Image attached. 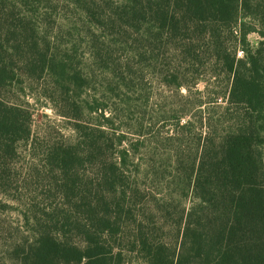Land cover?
I'll list each match as a JSON object with an SVG mask.
<instances>
[{"label":"trees","instance_id":"trees-1","mask_svg":"<svg viewBox=\"0 0 264 264\" xmlns=\"http://www.w3.org/2000/svg\"><path fill=\"white\" fill-rule=\"evenodd\" d=\"M124 14L133 21L132 31L116 33L111 45L124 51L118 43L127 32L145 49L130 50L118 65L108 47L94 52L100 76L111 80L102 95L117 99L108 109L87 96L90 78L73 66L71 55L49 54L34 30L29 44L12 43L15 30L6 31L4 40L0 36V89L15 79V57L33 54L34 60L23 63L27 73L47 76L65 97L59 115L71 121L77 141L52 147L49 156L65 196L78 181L75 167L93 159L98 165L97 203L86 204L87 222L80 230L85 246H71L46 231L30 244L24 263L121 264L123 252L114 249L117 215L129 216L131 202L149 189L161 201L190 197L192 204L177 221V253L152 232L151 221L136 222L126 240L135 262L264 264V0H128ZM19 21L28 29L25 17ZM253 31L260 41L250 48L245 37ZM161 47L171 52L176 47L183 71L179 66L170 72L171 66L162 75ZM238 49L243 58H236ZM133 69L163 81L178 98L170 112L155 119L170 118L169 135L151 132L154 122L139 112L151 96L137 89L130 78ZM221 79L223 91L217 85ZM198 84L201 91L195 89ZM93 114L94 125L87 119ZM28 120L22 108L0 98V155L10 156L15 144L29 139ZM162 141L174 145L165 147ZM108 198L115 215L107 212Z\"/></svg>","mask_w":264,"mask_h":264},{"label":"rangeland","instance_id":"rangeland-1","mask_svg":"<svg viewBox=\"0 0 264 264\" xmlns=\"http://www.w3.org/2000/svg\"><path fill=\"white\" fill-rule=\"evenodd\" d=\"M127 2L128 0H0V36L4 40L6 31L9 34V30H15L18 34H15L11 42L22 40L23 44H29L34 40L31 36V31L34 30L39 45H46L49 54L53 53L57 58L69 54L72 56L73 66L87 72L91 81L86 90L89 98L102 102L106 109L113 108L112 103H117V99L102 95L108 88L107 81L111 80L102 79L98 58L93 54L105 46L112 54L111 59L115 63H121L130 50L142 52L145 49L143 44H134L132 34L127 32L118 43L124 46V51L116 50L118 47H113L109 41L117 39L116 33L124 29L132 31L133 21L124 14ZM21 17H25L24 24L28 27L26 30L20 24ZM22 31L24 32L20 34ZM245 41L250 48H254L260 41L259 34L257 31L250 32ZM102 42L106 44L102 45ZM130 44L133 46L129 49ZM175 49L176 47L173 52L164 47L159 49L162 75L166 74L169 67L172 66L171 71L169 70L172 72L180 66L178 62L181 63V60ZM34 57L33 54L24 58L15 57V79L10 85L0 89L1 100L9 105L19 106L28 114L30 130L29 139L15 144V150L10 156L0 155V264H30V261L24 263L26 253L30 252V244L40 233L46 231L71 246H85L86 240L80 231L87 222L85 206L97 203L95 194L99 178L97 161L94 159L90 162L82 161L81 165L74 168L78 181L70 196L66 197L60 187L63 184L61 175L49 161L51 148L56 145H74L77 138L71 121L59 115L62 105H65V97L59 88L47 76H32L23 67L26 60H34ZM132 63L136 66V60ZM178 69L184 70L181 66ZM131 76L142 95L151 96L148 104L143 109L139 108L140 113L144 111L146 122H154L151 132H159L163 137L169 135L172 132L170 118L163 117L158 121L155 119L163 111L170 112L175 100H178L171 87L136 69H133ZM217 85L223 91L225 80L221 79ZM202 88V84H198L195 89L201 91ZM181 93L185 94L186 91L181 90ZM140 102L142 104L141 100ZM218 104L225 106L224 100H219ZM92 117L95 118V115L87 119L94 125ZM162 145L168 147L174 144L162 141ZM152 191L146 189L139 202H131L129 216L124 212L117 215L120 231L114 239V249L123 252L121 264H139L130 257L126 248V240L137 221H142L143 224L151 221L150 225L154 227L152 232L178 252L180 238L177 239V221L182 209L186 213L192 204L190 197L185 202H165ZM84 196L85 202L82 201ZM106 201H109L106 202L108 214L115 215L114 203L109 198Z\"/></svg>","mask_w":264,"mask_h":264},{"label":"built area","instance_id":"built-area-1","mask_svg":"<svg viewBox=\"0 0 264 264\" xmlns=\"http://www.w3.org/2000/svg\"><path fill=\"white\" fill-rule=\"evenodd\" d=\"M243 52H242V50H240V49H238L237 51H236V58H243Z\"/></svg>","mask_w":264,"mask_h":264}]
</instances>
